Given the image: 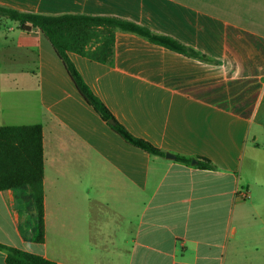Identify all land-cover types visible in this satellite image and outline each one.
Listing matches in <instances>:
<instances>
[{
    "label": "crops",
    "instance_id": "1",
    "mask_svg": "<svg viewBox=\"0 0 264 264\" xmlns=\"http://www.w3.org/2000/svg\"><path fill=\"white\" fill-rule=\"evenodd\" d=\"M0 5L133 21L215 61L189 58L124 31L114 35L113 65L70 54L94 94L133 135L175 157L207 158L215 168L204 170L127 144L92 113L64 67L63 73L51 67L56 54L43 34L22 32L31 41L24 46L31 59L26 73L63 97L55 99V111L47 105L41 125L45 242L33 241L36 211L26 201L28 191L5 190L0 244L56 264H264V0H0ZM49 125L58 132L59 159L48 167L52 181L74 167L75 187L76 177L88 172L93 197L48 192ZM236 189L249 197L238 199ZM99 251H108L111 260ZM0 264H6L1 250Z\"/></svg>",
    "mask_w": 264,
    "mask_h": 264
},
{
    "label": "trees",
    "instance_id": "2",
    "mask_svg": "<svg viewBox=\"0 0 264 264\" xmlns=\"http://www.w3.org/2000/svg\"><path fill=\"white\" fill-rule=\"evenodd\" d=\"M0 18L14 21L25 33L38 29L50 43L61 61L67 75L83 101L122 140L149 155L164 157L166 152L149 141L133 135L113 115L107 105L97 97L87 84L70 54H76L90 61L113 65L115 32L124 31L138 35L149 42L202 62L215 63L212 59L179 40L158 34L133 21L113 16L82 14L47 15L23 12L0 5ZM110 119L115 125H110ZM177 162L204 170L215 167L203 157L189 158L176 155ZM44 146L43 130L39 124L0 127V191H28L26 201L36 211L33 241L45 242L44 219ZM6 254V264H56L43 256L19 248L0 244Z\"/></svg>",
    "mask_w": 264,
    "mask_h": 264
},
{
    "label": "rangeland",
    "instance_id": "3",
    "mask_svg": "<svg viewBox=\"0 0 264 264\" xmlns=\"http://www.w3.org/2000/svg\"><path fill=\"white\" fill-rule=\"evenodd\" d=\"M4 21L3 18H0V35L3 36L2 40L0 39V109L3 111L2 116H0V127L3 125H43V111L47 109V105L49 104L51 112L55 111L57 109L55 99L57 97H63V93L58 89H48L46 85H44L42 89L41 86L44 81H42L39 76L37 77L26 73L27 68L31 66V59H27L24 46L29 45L31 41H26L21 38L20 35L22 31L18 28L16 22L7 19L4 25ZM6 37L8 41L4 39ZM54 57L53 60L56 64H54L53 60H50L51 67L63 73L64 69L62 64L55 55ZM64 86L74 92L72 83L69 82V80L67 82L65 80ZM74 93L76 94V92ZM41 94L44 96V109L41 108ZM47 94H49V98ZM91 111L94 113L93 110ZM58 152L57 127L49 125L45 132V154L46 164L48 165L45 172L47 179L48 177L50 178L47 180L48 192L55 195L58 190H61L63 192V197H69L71 192L80 191L82 198L93 197V195L89 193L88 172L76 177V182L79 183V185L74 187V167H71L70 170L63 175V178L56 179L58 182L60 181L58 187L57 184L56 187L52 186V184L57 181H52L53 174L48 167L50 166L53 168L57 165L59 159ZM76 167L78 168L79 166ZM79 176H81L80 180ZM118 233H120V231H117V234ZM99 252L106 260H111L113 256L108 251H105L106 254L101 251Z\"/></svg>",
    "mask_w": 264,
    "mask_h": 264
},
{
    "label": "built area",
    "instance_id": "4",
    "mask_svg": "<svg viewBox=\"0 0 264 264\" xmlns=\"http://www.w3.org/2000/svg\"><path fill=\"white\" fill-rule=\"evenodd\" d=\"M235 196L240 200H246L249 197V193L246 190L236 189Z\"/></svg>",
    "mask_w": 264,
    "mask_h": 264
},
{
    "label": "water",
    "instance_id": "5",
    "mask_svg": "<svg viewBox=\"0 0 264 264\" xmlns=\"http://www.w3.org/2000/svg\"><path fill=\"white\" fill-rule=\"evenodd\" d=\"M108 123H109L110 125H115V121H114L113 119H110ZM165 157H166V159H168V160H174V159H175V155H173V154H171V153H168V152L165 154ZM191 164H192V165H195V164H196V160H193V161L191 162Z\"/></svg>",
    "mask_w": 264,
    "mask_h": 264
}]
</instances>
